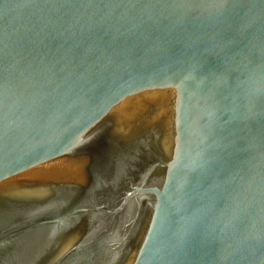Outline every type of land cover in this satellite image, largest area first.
I'll return each instance as SVG.
<instances>
[{
  "label": "water",
  "instance_id": "water-1",
  "mask_svg": "<svg viewBox=\"0 0 264 264\" xmlns=\"http://www.w3.org/2000/svg\"><path fill=\"white\" fill-rule=\"evenodd\" d=\"M0 264H264V0H0Z\"/></svg>",
  "mask_w": 264,
  "mask_h": 264
}]
</instances>
